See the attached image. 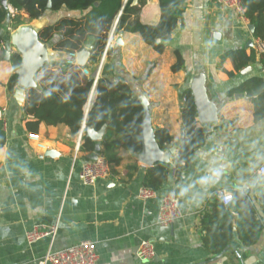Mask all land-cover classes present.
<instances>
[{
  "label": "crops",
  "instance_id": "1",
  "mask_svg": "<svg viewBox=\"0 0 264 264\" xmlns=\"http://www.w3.org/2000/svg\"><path fill=\"white\" fill-rule=\"evenodd\" d=\"M84 15L63 9L47 13L40 21L46 28L64 21L77 22ZM119 17L99 29L104 39L109 38ZM140 20L151 26L160 22L159 0H147ZM249 24L217 0H186L183 19L167 41L164 53L155 52L139 34L125 32L114 36L115 45L108 51L98 79L126 83L134 98L146 103L153 131L165 129L172 136L173 143L165 150L177 147L170 163L164 164L168 171L164 183L150 200H142L139 195L151 167L138 161V153L122 147L115 152L120 163L112 166L111 178L94 186H86L78 178L82 165L94 153L76 148L80 137L84 146L95 84L76 135L66 125L43 123L33 134L27 129L33 117L25 111V100L20 101L17 93L14 96L8 93L7 85L16 70L10 60H1L0 119L6 141L0 148V264H41L48 251L85 241L96 245L97 264H264V176L259 173L264 167V120L256 123L252 101L244 93L233 92L252 76L264 77V66H252L253 71L243 76L235 72L232 59H224L234 51L246 50L250 55L254 47L249 46L253 43ZM9 33H12L10 24L0 26L2 39ZM93 37L84 47L94 44ZM119 39L121 44L117 43ZM70 41L55 36L49 42L58 53L57 60L50 63H69L71 52L60 46ZM176 51L185 62L178 72L172 70L177 62ZM15 52L12 49L11 55ZM101 53L93 48L85 66L92 79ZM231 72L235 76L228 74ZM40 73L36 81L37 91L42 93L50 89L51 80L44 75L40 77ZM198 81L216 110L217 120L202 123L197 113L198 126L207 132L206 142L189 166L178 174L175 159L184 138L181 111L185 94L190 91L194 97L192 86ZM99 143L102 153L104 138ZM203 177L211 179L201 183ZM220 190L246 196L257 212L255 220L261 223L262 230L256 244L246 246L234 221L232 242L216 255L204 247L206 233L201 220L211 211ZM168 193H174L180 200L182 216L172 226H161L158 213ZM229 211L234 217H241L236 202ZM41 225L57 226L54 241L43 238L30 243L27 233ZM143 241L155 245L156 256L150 262H141L136 257Z\"/></svg>",
  "mask_w": 264,
  "mask_h": 264
},
{
  "label": "trees",
  "instance_id": "2",
  "mask_svg": "<svg viewBox=\"0 0 264 264\" xmlns=\"http://www.w3.org/2000/svg\"><path fill=\"white\" fill-rule=\"evenodd\" d=\"M124 1L51 0L52 7L49 8V0H7V7H4L0 0V26L10 24L11 30L14 31L27 22L41 20L47 13H57L63 9L85 13L77 22L64 21L42 29L39 39L43 43H49L55 36L70 39V42H65L60 48L78 53L95 35L94 48H98V51L103 53L108 38L104 39L99 29L106 25L105 23L113 22L120 15L116 34L125 32L139 34L155 52L164 53L167 41L183 19L186 0H159L161 20L155 26L144 25L140 20L142 8L147 0H139L137 5H133L134 0H127L125 5ZM243 6L247 20L254 26L253 38L264 41V0H243ZM23 14L28 15V19H25ZM8 16L10 23L6 22ZM9 38L10 33L6 39L0 37V61L5 58L3 47ZM175 56L177 62L172 70L178 72L184 68L185 62L178 51L175 52ZM227 58L232 59L236 73L258 64L264 66V53L258 55L255 48L251 49L250 55L246 50H241L229 53L224 59ZM10 62L17 70L22 63L21 56L17 52L13 53ZM51 66L56 69L52 70ZM84 68L59 63L45 65L41 72L51 80V87L42 93L37 91L38 88L26 91L25 111L33 117V120L27 123V129L36 134L42 123L47 126L66 125L72 135H76L82 127L85 108L95 84V99L87 114L86 127L95 131L107 127L102 154L112 166H117L120 159L115 152L121 147L128 152L141 151L139 137L142 133L144 106L139 99L134 98L132 90L126 83L120 80L111 81L104 77L95 83V79L83 73ZM228 74L235 76L234 72ZM17 88V76L14 74L7 85L10 96L15 95ZM233 92L244 93L252 101L256 123L264 120V77L252 76ZM181 119L184 138L175 159L178 174L189 166L196 152L205 145L207 137L206 129L198 126L197 108L190 91L185 94ZM155 138L162 150L173 143L172 136L165 129L156 130ZM5 141L4 125L0 119V148ZM82 149L93 153L95 144L85 136ZM167 173L164 164L159 163L149 168L145 176V188L159 190ZM235 202L240 210L241 217L238 218L229 211ZM226 206L224 207L223 201L217 196L211 205V211H207L201 220V228L206 233L204 247L216 255L221 254L232 242L234 221L239 237L246 246L256 244L259 232L262 230L261 223L255 220L257 212L246 196L233 194L232 202Z\"/></svg>",
  "mask_w": 264,
  "mask_h": 264
},
{
  "label": "water",
  "instance_id": "3",
  "mask_svg": "<svg viewBox=\"0 0 264 264\" xmlns=\"http://www.w3.org/2000/svg\"><path fill=\"white\" fill-rule=\"evenodd\" d=\"M4 7L8 6L7 0H2ZM138 0L133 1V5H137ZM48 7H52L51 0H49ZM7 23H10V16L7 18ZM45 24L43 21H34L30 24H24L18 27L10 34L9 40L4 44L5 59L10 60L11 51L14 49L22 59L21 66L16 70L17 76V98L24 102L25 92L31 89H37L38 84L36 77L38 73L52 61H56L58 53L53 49L51 43H43L39 39V33L44 29ZM249 29L253 34L254 26L249 25ZM121 44V39L117 41ZM253 43H249L251 46ZM92 44H87L77 55V64L80 67H85L91 58V52L93 50ZM253 71L252 67H248L241 72V75L247 76ZM192 91L195 99L197 113L202 123H212L217 120L216 110L208 102L202 82L198 81L192 86ZM143 104V103H142ZM144 106V116L142 123V133L139 137L141 141V151L136 155L138 161L149 167H153L157 164L170 163L172 155L177 151V147L173 146L169 150H162L155 138V132L151 126L150 114ZM107 127H104L100 131H95L92 128L85 127L86 136L91 140L97 142L95 145V151L91 155L90 160H96L101 153V144L99 143L105 136Z\"/></svg>",
  "mask_w": 264,
  "mask_h": 264
},
{
  "label": "built area",
  "instance_id": "4",
  "mask_svg": "<svg viewBox=\"0 0 264 264\" xmlns=\"http://www.w3.org/2000/svg\"><path fill=\"white\" fill-rule=\"evenodd\" d=\"M226 9L233 11L238 18L245 24H249L245 16V9L243 6V0H217ZM14 13L13 10H10ZM250 25V24H249ZM117 26H115L107 40L105 49L97 64V71L95 74V82L102 73L103 66L108 57V51L115 45V38ZM253 47L257 51L258 55L264 53V41L261 39L253 38ZM77 53L70 54V61L67 65L77 64ZM83 73L88 76L89 71L84 69ZM37 138V136H33ZM82 137L78 140L76 150L81 149ZM259 173L264 176V167H261ZM80 182L86 186H94L98 181L109 179L113 176L112 165L108 162L106 157L100 153L96 160H89L84 163L78 174ZM156 191L144 188L140 193L142 200H150L156 196ZM219 199L223 201L225 205H229L233 200V194L226 190H220L217 192ZM182 216L180 211V200L174 193L166 194L161 202L157 221L161 226H172ZM57 235V226L41 225L34 228L27 233V239L30 243H35L43 238H50L53 242ZM156 256V248L150 241H143L136 253L137 259L141 262H150ZM98 255L96 252V245L93 242L85 241L78 245L71 246L59 251L50 250L41 261V264H97Z\"/></svg>",
  "mask_w": 264,
  "mask_h": 264
},
{
  "label": "clouds",
  "instance_id": "5",
  "mask_svg": "<svg viewBox=\"0 0 264 264\" xmlns=\"http://www.w3.org/2000/svg\"><path fill=\"white\" fill-rule=\"evenodd\" d=\"M210 179H211L210 177H203L201 178V183H207L209 182Z\"/></svg>",
  "mask_w": 264,
  "mask_h": 264
},
{
  "label": "rangeland",
  "instance_id": "6",
  "mask_svg": "<svg viewBox=\"0 0 264 264\" xmlns=\"http://www.w3.org/2000/svg\"><path fill=\"white\" fill-rule=\"evenodd\" d=\"M24 15L27 16L26 14H24ZM24 18H25V17H24ZM25 19H28V18H25ZM45 22H49V20H48V19H45ZM12 32H13V31H12ZM84 69H85V68H84ZM86 69H87V68H86ZM40 75H41L40 77H42V76L44 75V73L41 72Z\"/></svg>",
  "mask_w": 264,
  "mask_h": 264
}]
</instances>
